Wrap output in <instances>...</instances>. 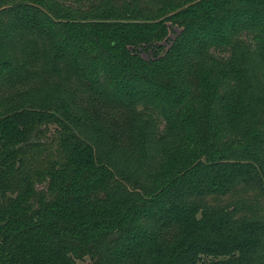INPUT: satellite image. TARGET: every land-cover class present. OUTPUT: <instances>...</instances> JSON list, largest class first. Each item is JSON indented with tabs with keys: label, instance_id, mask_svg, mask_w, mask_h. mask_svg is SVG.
Segmentation results:
<instances>
[{
	"label": "trees",
	"instance_id": "trees-1",
	"mask_svg": "<svg viewBox=\"0 0 264 264\" xmlns=\"http://www.w3.org/2000/svg\"><path fill=\"white\" fill-rule=\"evenodd\" d=\"M242 33L264 64V0H0V264H264V223L210 204L264 192Z\"/></svg>",
	"mask_w": 264,
	"mask_h": 264
},
{
	"label": "rangeland",
	"instance_id": "rangeland-1",
	"mask_svg": "<svg viewBox=\"0 0 264 264\" xmlns=\"http://www.w3.org/2000/svg\"><path fill=\"white\" fill-rule=\"evenodd\" d=\"M251 34L242 33L239 35L241 38L240 42L242 43V48L247 51V54L244 55L245 62V77L243 80L242 86L247 89V94L250 96H263L264 97V64L259 59L256 51L255 41L251 39ZM42 43L39 41L35 42L34 51L28 52L32 54L33 60L26 59L29 54L22 53L18 51L17 59L18 64L21 65L20 68L23 70H33L35 67L27 65L29 61H34L38 57L37 66L44 61V54L46 52L44 49H40ZM241 49L237 48V52L240 53ZM214 55L220 56L223 51H213ZM230 51H228V55ZM42 57V58H41ZM26 59V60H25ZM28 61V62H27ZM30 63V62H29ZM38 73L29 74L30 77L38 76ZM229 85H233L231 82ZM141 112V122L148 132L147 138V159L151 164L152 168H156L157 164L161 160L162 155L165 153V150L170 145V140L164 139L163 136L159 132L162 131L164 127V122L158 115L155 108L152 106H142V109H139ZM260 119V128H264V106L261 108L259 113ZM173 143V142H172ZM171 143V144H172ZM130 164V175H131V183L132 182H141L139 180H143V174L139 171L137 166V162L132 160ZM123 186L127 187V189L134 191V188L129 185L128 182H123ZM144 186V185H143ZM135 192H128L126 195L134 196ZM139 193V192H138ZM141 193V192H140ZM145 193V188L142 190V194ZM228 203V207L234 206L237 210L235 212V218L241 219L242 217H246L248 219H256L260 220L264 223V192L259 189L257 184L255 183H247L243 185L237 186L233 191H230L226 197H219L210 200V204L212 205H220V204ZM258 255L264 254V242L263 246L257 252Z\"/></svg>",
	"mask_w": 264,
	"mask_h": 264
}]
</instances>
